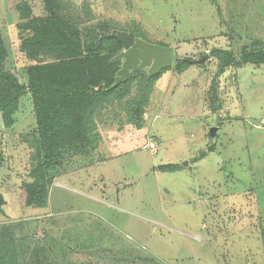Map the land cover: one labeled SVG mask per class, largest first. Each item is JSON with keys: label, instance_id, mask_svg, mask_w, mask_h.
Returning <instances> with one entry per match:
<instances>
[{"label": "rangeland", "instance_id": "374dc122", "mask_svg": "<svg viewBox=\"0 0 264 264\" xmlns=\"http://www.w3.org/2000/svg\"><path fill=\"white\" fill-rule=\"evenodd\" d=\"M60 4L83 36L103 22L139 28L148 43L171 48L173 64L140 126L117 102L96 114V148L62 152L48 171L44 207L24 201L41 153L31 96L19 98L11 125L0 112V240L14 239L18 263L264 264V65L219 73L210 57L225 50L238 60L244 46L264 47V0ZM33 5L40 14L42 5ZM24 22L11 0H0L3 71L27 83V69L46 61L22 50L32 36ZM206 54L202 66L175 72L176 61ZM169 164L180 169L158 170Z\"/></svg>", "mask_w": 264, "mask_h": 264}, {"label": "trees", "instance_id": "16d2710c", "mask_svg": "<svg viewBox=\"0 0 264 264\" xmlns=\"http://www.w3.org/2000/svg\"><path fill=\"white\" fill-rule=\"evenodd\" d=\"M34 2L42 5L38 15L34 13ZM13 7L21 12L25 18L22 26L32 35L22 41V50L27 57H42L46 62L29 67L27 83H23L16 75L3 71L7 53L0 46V112L11 125L12 116L18 111L19 98L31 96L39 153L42 154L37 157L34 182L26 185L24 201L28 207L40 208L46 205L48 188L52 184L48 171L61 163L62 152L69 149L89 155L91 148H96V114L117 102L130 122L140 126L154 86L168 69L152 78L131 71L128 81L113 89L122 65L114 58L121 54L123 46L117 39L109 37L116 31L111 24L100 23L83 36L74 20L62 14L60 0H11ZM132 32L148 42L139 28L133 27ZM255 45L258 47L244 46L238 60L225 50H214L210 57L219 59V73L231 67L264 65V47L262 43ZM194 65L203 64L182 59L176 61L174 69L182 75ZM137 78L138 90L132 94ZM179 169L180 166L171 164L158 167L161 172ZM4 204L0 195V209ZM0 264H19L16 242L11 236L1 237Z\"/></svg>", "mask_w": 264, "mask_h": 264}, {"label": "water", "instance_id": "95a60500", "mask_svg": "<svg viewBox=\"0 0 264 264\" xmlns=\"http://www.w3.org/2000/svg\"><path fill=\"white\" fill-rule=\"evenodd\" d=\"M109 37L117 39L123 46V51L114 60H123L115 84L112 88H117L122 83L128 81L131 71H143L147 69L149 78L157 73L170 68L173 64L172 50L169 47L155 45L137 38L134 32L113 31ZM209 57L203 56L195 63L201 64ZM106 87H104V91Z\"/></svg>", "mask_w": 264, "mask_h": 264}, {"label": "built area", "instance_id": "2783aa9c", "mask_svg": "<svg viewBox=\"0 0 264 264\" xmlns=\"http://www.w3.org/2000/svg\"><path fill=\"white\" fill-rule=\"evenodd\" d=\"M156 146H157L156 143H150V145L148 146V148L150 150H152V151H156L157 150Z\"/></svg>", "mask_w": 264, "mask_h": 264}]
</instances>
